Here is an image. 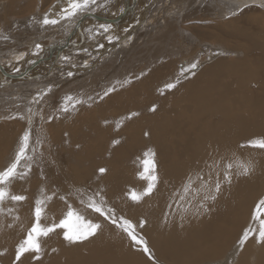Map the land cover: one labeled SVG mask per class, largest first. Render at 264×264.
I'll use <instances>...</instances> for the list:
<instances>
[{
  "label": "bare ground",
  "instance_id": "bare-ground-1",
  "mask_svg": "<svg viewBox=\"0 0 264 264\" xmlns=\"http://www.w3.org/2000/svg\"><path fill=\"white\" fill-rule=\"evenodd\" d=\"M262 3L97 0L42 26L65 0H0V37H7L0 38V170L26 129L33 157L29 174L10 185L26 199L0 202V264H15L35 202L45 197L41 225L58 224L71 206L101 229L70 244L56 228L41 237L39 260L26 254L19 264H264V244H239L245 229L258 228L252 216L264 198V149L248 145L264 137ZM101 24L112 27L105 33ZM149 149L159 179L151 195L134 201L129 194L147 186L138 174ZM229 163L231 183L223 177ZM240 164L250 165L249 175L237 174ZM197 174L215 200L203 199L209 193ZM94 192L105 210L136 226L155 259L81 203Z\"/></svg>",
  "mask_w": 264,
  "mask_h": 264
},
{
  "label": "snow or ice",
  "instance_id": "snow-or-ice-1",
  "mask_svg": "<svg viewBox=\"0 0 264 264\" xmlns=\"http://www.w3.org/2000/svg\"><path fill=\"white\" fill-rule=\"evenodd\" d=\"M255 2V0H253ZM97 3V0H65L64 7L59 10L57 14L58 18L54 16H49L47 13L43 15L39 23L42 26L48 25H57L60 20L64 19H71L75 17L79 13H83L88 10L90 5H94ZM261 7H264V3L260 4ZM248 7V5H245ZM100 29H103L105 33H107L111 29V25L101 24ZM3 39H7V37H0ZM107 39L109 41L113 39H119L118 37L108 36ZM35 48L39 50L41 45H35ZM24 54L22 53L18 56L17 60H22ZM67 59V58H65ZM197 64L193 63L190 65L191 69H195ZM19 71V69H15ZM71 75V73H69ZM179 83V80H177ZM176 86L175 83H169L165 87L167 89H172ZM51 89H49L50 91ZM114 91V89L110 88L105 92V95H108L109 92ZM73 98L71 96L65 97V101L71 103ZM79 103V101H77ZM64 111H67V106L64 107ZM151 111H155V105L152 107ZM139 113H131L129 115V119L132 116H137ZM23 119V117H21ZM119 127V124H117ZM30 140H31V131L25 130L22 136L19 139L18 146L14 155V158L11 162L2 170H0V202L4 201L5 199H11L12 201L20 202L26 199L24 195L18 194H11L10 192V185L16 179H23L26 177L29 172L31 171V163L30 161L33 159L32 156L28 155L30 149ZM114 144H118L119 140H114ZM248 145L254 148L264 149V137L255 138L248 141ZM24 163L25 167L21 169V164ZM143 170L139 172V176L141 179L147 181L146 188L140 192L136 193L132 191L129 195L130 198L134 201H140L145 196L151 195L153 190L156 187L157 181L159 179L158 175L156 174V160H155V152L149 149L144 153V159L141 161ZM240 171L237 173L238 175H249L251 172V167L248 164H240ZM233 165L231 163L226 165V169L223 172L224 180L228 183H231L232 179V172L231 169ZM107 171L106 168H100L99 172L104 174ZM197 178L201 180V187L205 188L208 191V195L203 197L204 200H215L216 195L213 194L211 189H207V184L203 181V177L197 174ZM214 192L219 193L221 191V183L219 180H216L213 184ZM193 190V181L191 177L189 181L183 186V192L188 193ZM197 195L200 193V189H195ZM99 197V200H97ZM51 199V197H45V199H37L35 202L34 208V216L35 222L33 223L32 227L28 229L26 236L16 245L15 251V264H19L22 257L26 254H32L33 259L39 260L42 254V247H41V237H47L50 233L55 231L56 228L64 229L63 236L64 239L70 243H78L83 242L90 237H94L101 229V224L94 222L91 219H86L85 216L81 215L78 211L73 209L69 206V209L63 219L60 220L58 224L53 223L50 226H43L40 223L41 217L44 212L45 200ZM63 199V197H62ZM82 204H85L86 208L91 209L93 212L98 213L100 216H103L105 219L111 220V223L118 224V226L128 234L131 241L133 242L134 246H140L142 250L149 254L150 259H155L152 255L147 241L142 237L139 236L136 232V226L133 223L120 217L119 220L114 216L113 209L105 210L106 201L104 200L103 196L100 192H94L88 196L87 201L81 200ZM264 198L260 199L256 204L252 219L253 221H258V228L249 227L245 229L243 235L239 241L241 247H243L244 243L248 241L250 238H255L258 244H264ZM144 226V222H140V227ZM3 253H0L2 255Z\"/></svg>",
  "mask_w": 264,
  "mask_h": 264
},
{
  "label": "water",
  "instance_id": "water-1",
  "mask_svg": "<svg viewBox=\"0 0 264 264\" xmlns=\"http://www.w3.org/2000/svg\"><path fill=\"white\" fill-rule=\"evenodd\" d=\"M58 47H63L62 45H59ZM55 48H57V46L56 45H53V46H51V47H49V50L50 51H52V50H54ZM23 74V73H22ZM21 74V75H22Z\"/></svg>",
  "mask_w": 264,
  "mask_h": 264
},
{
  "label": "rangeland",
  "instance_id": "rangeland-1",
  "mask_svg": "<svg viewBox=\"0 0 264 264\" xmlns=\"http://www.w3.org/2000/svg\"><path fill=\"white\" fill-rule=\"evenodd\" d=\"M45 43H46V42H45ZM70 85H72V84H70ZM47 100H48V99H47ZM45 101H46V100H45ZM238 250H239V249H238ZM236 253H238L237 250H236Z\"/></svg>",
  "mask_w": 264,
  "mask_h": 264
}]
</instances>
